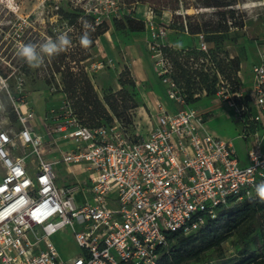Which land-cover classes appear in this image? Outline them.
Wrapping results in <instances>:
<instances>
[{
  "label": "built area",
  "instance_id": "2783aa9c",
  "mask_svg": "<svg viewBox=\"0 0 264 264\" xmlns=\"http://www.w3.org/2000/svg\"><path fill=\"white\" fill-rule=\"evenodd\" d=\"M197 36L216 96L241 125L235 139L245 155L187 103L161 51L173 47L166 43L156 44L157 75L179 108L158 103L146 135L132 109L130 121L110 112L112 121L90 127L68 102L38 119L26 99L12 98L19 128L0 127V264H158L173 250L171 233L194 234L222 208L256 198L264 181V45L251 85L233 92ZM67 229L80 248L69 259L54 240Z\"/></svg>",
  "mask_w": 264,
  "mask_h": 264
},
{
  "label": "rangeland",
  "instance_id": "374dc122",
  "mask_svg": "<svg viewBox=\"0 0 264 264\" xmlns=\"http://www.w3.org/2000/svg\"><path fill=\"white\" fill-rule=\"evenodd\" d=\"M187 1L195 2V0ZM173 7H177L175 0H0V103L4 109V112L0 113V127L12 130L19 128L12 98L26 99L35 111L37 108L31 103L35 100L45 102V115H49L52 110H60L64 106L67 95L63 92V77L55 68V64H59L63 55L65 63L69 64L75 73L79 72L78 60L87 53L90 55L80 65L90 77L100 99L104 100L121 89L119 87L121 77L126 82L133 79L127 51L134 52L138 48L141 56L145 58L146 71L156 77L155 81L162 88L167 102L174 108L172 105L174 102L171 103L168 100L165 86L157 75L156 62L159 56L155 53L156 44H165L167 39L180 50L197 49L195 39L180 34L182 32L179 30L180 25H187L189 22L184 15L205 13L206 16H211L216 10L185 9L182 6L175 10ZM61 9L68 15L77 10L83 12L81 13L83 16L77 19L75 26H71L68 23L71 19L69 16L61 15ZM237 9L245 15L244 27L232 28L224 36L225 40L218 48L212 43L210 47L219 59L238 57L241 64L244 62L243 67L240 66L238 77L241 88L245 91L252 82L251 67L258 60V46L264 45V0H240ZM178 14L182 15V19L175 20L174 15ZM85 15L93 16L96 24L106 22L109 25L107 33L96 38L94 45L92 47L90 45L87 49L80 45V38L85 31H88L93 40L95 29ZM127 16L144 21L145 30L143 32H131L129 29L117 30L115 20L119 21ZM85 21L90 24V28L84 27ZM63 33L68 34L72 42L71 46L67 51L50 59L46 57L45 63L39 68H30L17 55L21 44L40 45L49 37L55 39ZM190 62L193 63L194 60ZM205 66L207 67L206 64ZM193 67L200 66L193 63ZM208 70L212 75L209 67ZM61 71L63 72L62 68ZM144 86L139 88L136 86L129 90L136 103L140 101V96L135 97L146 90L142 89ZM191 88L198 95V100L193 102L194 107L205 113L206 128L210 132L211 130L216 132V135L221 138L233 140L240 155L244 156L245 142L235 139L241 125L234 121L233 112L220 102L216 94L209 92L205 94L204 87L198 82H195ZM176 105L179 108V105ZM132 113L133 121L137 125L136 131L146 135L149 129L150 113H144L138 108H132ZM40 130L42 131V128ZM58 174L63 176L65 172L58 171ZM255 236H258L259 244L262 245L261 230L257 221L248 224L231 236L222 244L220 250L207 252L201 263L218 264L221 257L236 256L246 244H250L251 250H255L254 244L251 243ZM54 240L66 259L80 254V248L70 229L56 234Z\"/></svg>",
  "mask_w": 264,
  "mask_h": 264
},
{
  "label": "trees",
  "instance_id": "16d2710c",
  "mask_svg": "<svg viewBox=\"0 0 264 264\" xmlns=\"http://www.w3.org/2000/svg\"><path fill=\"white\" fill-rule=\"evenodd\" d=\"M175 3L177 4V7H173L175 10H178L180 6L185 9L206 8L216 10L211 16H206L205 13L186 14L184 18L189 22L187 25L181 24L179 27L180 31L190 35L204 34L208 44L212 43L216 48L225 40L224 36L232 28H243L245 25V15L237 9L240 0H195L194 3L187 0H175ZM60 13L69 16L71 20L68 23L71 26H75L77 19L83 16V12L77 10L68 15L61 9ZM85 17L91 21V25L95 29L93 42L90 46L92 47L96 38L107 33L109 25L106 22L96 24L97 22L93 16L85 15ZM125 19L126 21H124ZM125 19L115 20L117 30L129 29L131 32H143L145 30L144 21H138L133 16H127ZM174 19H182V15H174ZM161 51L171 63L173 68L172 78L183 90L187 103L193 104L198 100V95L191 88L195 82L204 87L206 94L208 92L217 93L218 79L216 75L212 71L211 75L208 66L206 67L205 63L201 62L207 57L204 52L198 49L180 50L170 46L162 47ZM209 56L224 79L231 85V90L233 92L237 91L241 86L238 77L241 70V60L238 57L219 59L215 56L211 47ZM89 57L90 55L87 53L78 60L79 72L77 73L72 71L69 64L65 63L64 55L61 57L59 64H55L56 71L61 73L63 77V92L67 95V102L71 104L74 113L83 124L90 127L98 126L102 120L112 121L110 112L118 118L130 121L127 111L137 108L138 104L134 97L130 95L127 86L134 89L136 87L135 81L131 78L129 82H126L121 77L119 79L121 89L101 100L90 77L80 65L82 61L87 60ZM190 60H194L193 63L200 67H193ZM227 72L230 73L227 74ZM263 219L264 203L260 202L257 195L255 199L244 200L229 207H224L218 212L216 219L208 218L205 225L194 234L171 233L169 237L174 241L173 250L162 255L158 264H188L190 262L203 264L201 261L207 252L220 250L222 244L231 236L254 221H257L258 227H260L263 244H259L258 236H255L251 241L255 246V250H251L250 244H246L236 256L221 257L218 264H264Z\"/></svg>",
  "mask_w": 264,
  "mask_h": 264
},
{
  "label": "crops",
  "instance_id": "0c3cea01",
  "mask_svg": "<svg viewBox=\"0 0 264 264\" xmlns=\"http://www.w3.org/2000/svg\"><path fill=\"white\" fill-rule=\"evenodd\" d=\"M180 34L183 36L187 35V36H190L193 39H195V44L198 47V45H199L198 36L190 35L186 32H181ZM165 43L173 46L176 49H179L177 46L172 45L173 43L169 42V40H167V39L165 40ZM127 54H128V57H127V55H126V57L129 60L133 80L135 81L137 88H139L142 85H145L144 87H142V89H146L143 92L141 91L140 95H138V97H135V98H139V96H140V98H139L140 101H138V103H137L138 104V107H137L138 110L143 111L144 113H154V112H156L157 104L161 103L166 110L177 111L178 107H177L175 102L173 103V101L168 99L171 103H173L172 105L174 108H172L170 106V104L167 102V99L164 95V92L162 91V88L159 87L157 81H155L156 77H154L153 74L148 73L146 71L145 58L141 56L139 49L136 48L134 52L133 51L132 52L127 51ZM131 54H134V55L131 56ZM243 63L244 62H242L241 67H243ZM150 86H151V88H150ZM119 87L121 88L120 84H119ZM127 89L132 90V88L129 86H127ZM31 104H33L37 108L36 115H37L38 119L42 118L45 115V111H46L45 102L41 103L40 100L38 102L35 100L34 103H31ZM227 124H228V122H227ZM229 124H230V122H229ZM39 127L42 128L41 126H39ZM211 133L216 135V132H213L212 130H211ZM232 135H234V134H232ZM216 136L221 138V136H219V135H216ZM222 139H225V138H222ZM229 139H231V138H229ZM225 140H227V139H225Z\"/></svg>",
  "mask_w": 264,
  "mask_h": 264
},
{
  "label": "clouds",
  "instance_id": "9594fccd",
  "mask_svg": "<svg viewBox=\"0 0 264 264\" xmlns=\"http://www.w3.org/2000/svg\"><path fill=\"white\" fill-rule=\"evenodd\" d=\"M84 27L90 28L91 26L85 21ZM92 42L89 32L85 31L80 38V45L87 49ZM71 43L68 34L63 33L55 39L49 37L40 45L32 43L21 44L17 50V55L22 58L30 68H39L45 63L46 57L50 59L61 52L67 51ZM255 192L260 202L264 203V181H261L255 186Z\"/></svg>",
  "mask_w": 264,
  "mask_h": 264
}]
</instances>
